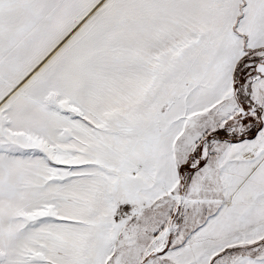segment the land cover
Masks as SVG:
<instances>
[{"label": "snow or ice", "instance_id": "6c2138e0", "mask_svg": "<svg viewBox=\"0 0 264 264\" xmlns=\"http://www.w3.org/2000/svg\"><path fill=\"white\" fill-rule=\"evenodd\" d=\"M0 264H264V0H0Z\"/></svg>", "mask_w": 264, "mask_h": 264}]
</instances>
